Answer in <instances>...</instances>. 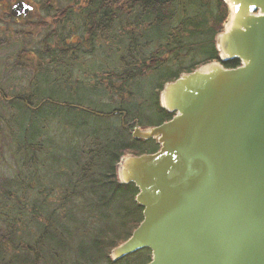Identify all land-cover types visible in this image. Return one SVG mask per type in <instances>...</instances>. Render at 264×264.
<instances>
[{
    "label": "trees",
    "instance_id": "obj_1",
    "mask_svg": "<svg viewBox=\"0 0 264 264\" xmlns=\"http://www.w3.org/2000/svg\"><path fill=\"white\" fill-rule=\"evenodd\" d=\"M25 1L33 5L28 15L33 13L32 15L38 14L39 16L37 11L40 10L48 16H57L56 21H59L62 28L59 32L57 30L49 32L43 39L44 49L39 56L37 55L38 59L36 57L30 59L26 56L27 52L32 51L31 49L19 52L20 67H28L33 72L32 89L12 98L6 95V100H8L6 102L5 97L0 98V105L4 106L6 103L5 107L8 108L6 117L0 118V143L9 142V144L1 145L0 148L7 150L13 165L12 175L6 178L0 186V264H39L42 256L39 251L40 247L43 252L46 251V257L42 256V264H53L52 261L58 263L63 254L67 255L70 262L74 264H100L102 262L121 264L127 256L112 261L109 253L111 249L127 239L138 226L142 220L143 208L134 199L137 193L135 185L117 182L115 163L126 152L151 153L158 149L154 140H137L131 136V133H128L129 142H126L127 134L123 132L124 128H129L127 127L129 118H141L140 111H143L145 100H139L137 104L127 102L135 109L133 114L128 106L124 107V111L118 110L112 116L103 114L98 116L115 118L120 113V123H116L119 132L112 131L106 137L100 136L96 131L88 134L82 133L85 135L96 133L98 138L95 140V148L88 150L81 158L84 160L82 166L79 156H74L73 153L71 155L74 166L77 168L76 171L73 169V176L78 178L80 173L82 174L81 180L77 179L74 185L76 187L77 184L78 191L70 193L72 196H78L77 193H79L81 197L77 204L80 208L75 211L73 209L75 205L73 207L66 205V201L68 199L70 201L69 190L65 194L63 190L59 198L53 197V187L59 185V179L62 178L54 174L52 167L57 160L52 158L54 155L53 137L51 136L53 115L43 111L41 113V109L46 108L49 102L47 98L38 94V90L41 86L56 85L60 87L62 93H66V96L76 97L79 93L75 87L78 85L77 80L68 79V73L64 71L65 77H59L57 81H54L51 78L52 74L57 75V68H67L68 61H73V59L76 61L82 48H87L90 44L93 46L98 38H112L115 42L112 32L118 29L122 31L123 36L129 38V44L136 45L137 51L147 48L143 46L147 40H165L161 46H156L150 56L134 57L131 54L125 60L126 63L121 71L113 70L108 73L106 76L108 89L119 96L120 104L126 101V97L135 94L130 84L132 79L145 77L165 66L162 63L163 60L160 63L162 47L167 48L165 53L168 54H175L184 48H192V52L196 53L193 55V60L200 57H203L201 59L203 62L218 59L214 38L222 30V25L227 18V7L222 0ZM136 8L140 14L137 22L126 23V19H129L128 16L131 17ZM6 12L9 17H13L10 14L9 5L6 7ZM39 21L33 22V25L27 26V30L19 33L29 35L42 26H49L45 20ZM72 21L78 23L74 31L80 30L83 38L79 44H72L68 40L72 32L66 31V28ZM174 31L178 36L176 38L172 34ZM134 44L131 45L134 46ZM169 44L172 46L171 49L168 48ZM199 51L200 54H198ZM178 61L181 62V60ZM238 64L237 60H233L225 63V66L234 67ZM176 66H178L176 70L164 68L167 72L158 80L160 83H157V89L153 88L151 104L157 109V119L151 124L141 119L135 120L139 126L156 125L171 118L172 114L163 110L159 105V91L165 82L175 79L181 72L193 70L194 65L184 67L178 64ZM62 79L64 81H60ZM92 94H88V97L91 96L86 99V102L92 101L94 104L96 101L94 102L95 98ZM82 103L85 102L80 104ZM37 108L38 111L35 112L34 109ZM87 108L93 111L90 114L94 115L93 107L87 106ZM19 113L25 115L22 122H17L16 115ZM49 115H52L50 120L46 118ZM7 125L10 128L19 127L16 135L17 141L12 140L15 137L14 134L6 136L3 132L4 126ZM40 137L44 138L40 139ZM75 138L77 139L76 136ZM10 140L15 142L14 147L16 148L13 151H11L13 146ZM47 140H50L49 146L45 143ZM143 143H148L145 149L135 150V144ZM78 144L79 142L76 144L77 148ZM87 147L92 148L93 145L89 144ZM64 186L67 185H59V188ZM140 251H145L148 255L145 257L140 255L141 261L139 262L134 260L127 263H146L150 259V251L141 249L135 253ZM61 262L63 263L62 260Z\"/></svg>",
    "mask_w": 264,
    "mask_h": 264
},
{
    "label": "water",
    "instance_id": "obj_2",
    "mask_svg": "<svg viewBox=\"0 0 264 264\" xmlns=\"http://www.w3.org/2000/svg\"><path fill=\"white\" fill-rule=\"evenodd\" d=\"M222 1L218 60L164 83L158 101L171 118L131 131L158 149L115 163L143 209L112 261L148 249L145 264H264V0ZM32 9L17 0L10 14Z\"/></svg>",
    "mask_w": 264,
    "mask_h": 264
},
{
    "label": "rangeland",
    "instance_id": "obj_3",
    "mask_svg": "<svg viewBox=\"0 0 264 264\" xmlns=\"http://www.w3.org/2000/svg\"><path fill=\"white\" fill-rule=\"evenodd\" d=\"M13 3L14 1L12 0H0V98L5 97V102L8 101L6 100V95L11 96V98L14 96L23 95L29 92L33 87V85H31L33 72L28 67H20L18 63L20 60L19 52H22V50L24 49H31L32 51L27 52L26 56L30 59H33L34 57L38 59V56L44 49V45L42 44L43 39L49 32H52L54 30H57L59 32V30L62 28L59 21H56L58 20L57 16H48L40 10L37 11V13H39V16L38 14L32 15V13L23 19L9 17L7 14L8 11L6 12V7L7 5L11 6ZM139 15L140 14L138 12V9L136 8V11L132 13L131 17L128 16L129 19H126L127 22L126 20L125 22H130L131 24H133L137 22V17ZM37 20H40L39 22L45 20L49 26H42L32 31L33 33L31 32V34L29 35H23V33H19L22 30H27V26L33 25V22H36ZM72 24L75 25L73 26ZM77 24L78 23H76V21H72L69 23L70 29L69 26L66 28V31L72 32L70 38L68 39L72 42V44H79L83 40L80 30L74 31ZM172 34L175 38L178 37L175 31ZM112 35L115 37V42L112 41V38H98L93 46L90 44L89 46H87V48H82L81 52L77 55L78 58L76 57V61H74V59L73 61H68L67 63L69 64V66L67 68H57V75L52 74L51 78H53L54 81H57L59 77H65L66 73H63L64 71L68 73V79L77 80L78 85H76L75 87H77L76 89L79 91V93L76 95V97L73 96V98H71L66 96V93H62L60 87L56 85L50 87L41 86V89L38 90V94L41 97L47 98L49 102L47 103L48 106H46V108L41 109V113L43 111L53 115V130H51V136L53 137L54 155H52V158L53 160L57 159L55 164H53L52 166L54 170L53 172L54 174H58L62 178L59 179V185H67L63 188H59V185H55L56 187H53V197L55 199L59 198L60 193L63 190L64 194L67 190H69L68 197L70 198V201H68V199L66 201V205H71L72 207L75 205L73 207L75 211H78V209L80 208V206H78L77 204H79L81 197L79 196V193H77L78 196H72L70 193L78 191L77 184L76 187H74V185L75 182L77 183V179L81 180L82 174L80 173V176H78V178L76 176H73V169L76 171L77 168L76 166H74V160L72 159L71 155L73 153L74 156H79V158L81 159L88 150L95 148V140L96 138H98V135L96 136V133L95 135H85L82 133L88 134L91 131H96L98 132V134H100V136L102 135L106 137L112 131L119 132L118 128H116V123H120V113L115 118L98 116L101 114L112 116L118 110L124 111V107H128L129 103L137 104L139 100H145L143 103L144 107L142 108L143 111H140V119L142 121L149 122V124L154 123L158 117V113L155 106H152L151 104L154 94L153 88L155 89L156 87H158L157 83H160V81L158 80H160L164 73L167 72V70L164 68H169V70H176L178 68V66L176 65L181 64L184 67L194 65L193 69H195L203 64L217 61L210 60L203 62L201 60L203 59V57L193 60V55H195L196 53L192 52V48H184V50H179L175 54H168L165 53L167 48L162 47L160 49L162 50V59H160V63L163 60L162 63L165 66L158 69V72L156 71L154 73L146 75L145 77L136 78L135 80L132 79L130 84L135 94L126 97V101H123L122 103H120V105L119 96L112 93L111 90L108 89V82L106 78L108 73L113 70L115 72L121 71L126 63L125 60L128 59L131 54H133L134 57L150 56L154 52L156 46H161V44L165 40H147V42L143 45L147 46V48L143 51H137L136 45L134 43H131L134 44V46L129 44V38L127 36H123L121 30L118 29L116 31H113ZM50 43H52V41H50ZM168 48L171 49L172 46L169 44ZM198 54H200V51ZM178 60H181L182 63ZM60 81L64 80L62 79ZM89 93H93L92 96L95 98L94 102L96 101V103L93 104L92 101L89 103L86 102V99H89V97L91 96L90 95L88 97ZM81 102L85 103L80 104ZM85 104L90 108L93 107V110L95 111L94 115L97 114V116L90 114L93 113V111H90L89 108L85 106ZM5 106L6 103H4V106L0 105V118L6 117L8 113V108H6ZM118 107H120L121 109H117ZM38 108H40V106ZM38 108L34 109V111H38ZM129 108L131 109L132 114L135 113V109L133 107L129 106ZM52 115H49L46 118L50 120L52 118ZM23 116L25 115H21L20 113L17 114V122H22ZM140 119L139 117H131L128 119L129 124L127 127L129 128H124L125 130L123 131L127 134L126 142H129L128 133H131L134 126H136L135 122L139 121ZM3 129V132H5L6 136L14 134L13 136L15 137H13L12 140L17 141L16 135L19 132V127L10 128L9 125H7L4 126ZM75 136L77 137L78 141ZM41 138L44 137H40V139ZM77 142H79L78 148L76 147ZM6 143L9 144L8 141L0 143V147L1 145H5ZM14 143L15 142H12L10 140V144L13 146L11 147V151L16 148L14 147ZM45 143L47 144V146H49L50 140H47ZM89 144H92L93 147H87L89 146ZM135 145V150H141L142 148L145 149L148 146V143ZM83 161L84 160L81 159V166L83 164ZM12 170L13 165L10 155H8V152L5 148H0V186L6 178L12 175ZM71 176L72 180L70 181ZM69 182L71 183L69 184ZM39 251L42 256L46 257L45 250L43 252L40 247ZM140 255L145 257L148 255V253L145 251H140L137 254L134 253L132 255H129L126 257V259L122 260L121 264H128L134 260H136V262H139L141 261L139 257ZM42 256L40 257L41 260H39V264L43 263ZM73 256L75 255L73 254ZM61 260L63 261V263L61 262ZM61 260L58 263H55L54 261H52V263L74 264L70 262L69 257L64 254L63 257H61ZM100 264H105V262H102Z\"/></svg>",
    "mask_w": 264,
    "mask_h": 264
},
{
    "label": "flooded vegetation",
    "instance_id": "obj_4",
    "mask_svg": "<svg viewBox=\"0 0 264 264\" xmlns=\"http://www.w3.org/2000/svg\"><path fill=\"white\" fill-rule=\"evenodd\" d=\"M216 60V59H215ZM225 63H227V62H224L223 64L225 65ZM136 124V123H135Z\"/></svg>",
    "mask_w": 264,
    "mask_h": 264
}]
</instances>
